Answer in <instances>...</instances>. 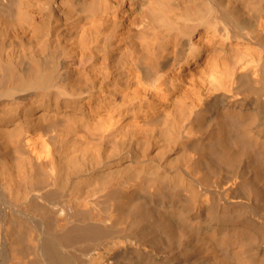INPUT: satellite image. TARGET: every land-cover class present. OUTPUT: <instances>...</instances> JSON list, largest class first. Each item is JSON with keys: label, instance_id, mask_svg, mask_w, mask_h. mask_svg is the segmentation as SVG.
<instances>
[{"label": "bare ground", "instance_id": "1", "mask_svg": "<svg viewBox=\"0 0 264 264\" xmlns=\"http://www.w3.org/2000/svg\"><path fill=\"white\" fill-rule=\"evenodd\" d=\"M0 264H264V0H0Z\"/></svg>", "mask_w": 264, "mask_h": 264}]
</instances>
